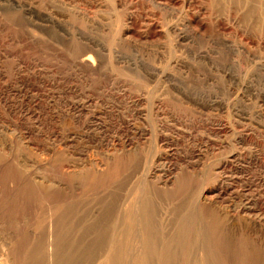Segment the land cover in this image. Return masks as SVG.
I'll return each mask as SVG.
<instances>
[{
    "label": "rangeland",
    "instance_id": "obj_1",
    "mask_svg": "<svg viewBox=\"0 0 264 264\" xmlns=\"http://www.w3.org/2000/svg\"><path fill=\"white\" fill-rule=\"evenodd\" d=\"M243 1L0 0V264L116 261L137 189L174 264H264L243 213L264 214V23Z\"/></svg>",
    "mask_w": 264,
    "mask_h": 264
},
{
    "label": "bare ground",
    "instance_id": "obj_2",
    "mask_svg": "<svg viewBox=\"0 0 264 264\" xmlns=\"http://www.w3.org/2000/svg\"><path fill=\"white\" fill-rule=\"evenodd\" d=\"M243 5H244V14H242L243 15L242 18H244L245 21H247V22L251 21L252 23H255V24L256 23H264V0H244ZM80 63L81 64H83V63L92 64V60H91L90 55L82 56V58L80 59ZM144 187H145V185H144ZM137 190L135 192H133L134 196H132L129 199V201L127 200L128 201V203H127L128 208L123 213V215L120 216V220L118 223L119 225L121 224L120 225L121 228L118 227L119 230L117 231L118 232L117 240L114 239L116 236L113 238L114 240H116L115 241L116 243H114V244L118 245V246H116L117 247V254L114 253L115 257H116V261L111 256L110 250L106 251L104 254L106 261H109L108 264H125V263H129V260H131L132 263L133 262L137 263L138 259L135 257L136 254H134V251H133L134 250L133 246L135 244L140 245V248H141V253H140L141 256L140 257H141V259H139V261L142 264H152L154 258L157 259L158 263H160V264H171V263L174 264V263H176L177 259H180L181 261H183L185 259L186 250H184L183 244L181 245L180 241L176 240L178 231L176 232L175 235H173L174 238H171V234H170V231L168 230V228H166V227L160 228V224L156 222L154 215L151 218H148L147 217V211L150 210L148 207L149 204L146 205L147 209L144 208L145 203L143 204V199L146 195L144 193L143 194L141 193V195H140ZM199 195H200V197L198 198V201L206 202L208 200L207 195L204 194L203 192ZM256 196H258V195H256L255 193L250 194V197L253 199L257 198ZM209 198H211V197H209ZM251 204H252L251 202H247V204L245 205V207L243 209V213L246 216L245 217L246 218L245 219L246 229H248V230L250 229V230H254V231L256 230L258 233L264 235V214L253 213L254 211H253V207L251 206ZM241 205H243V204H241ZM148 213H150V212H148ZM232 218L234 220L235 216H233ZM147 220H148V222H147ZM187 221L188 220H186L185 217H183L178 222L177 226H180V228H182V233H183V229L185 228V226L187 224L186 223ZM262 221H263V223H262ZM115 225H117V224H115ZM137 226L140 227V229H137ZM164 226H165V224H164ZM104 235H105V233H104ZM104 235H102V236H104ZM112 235H113L112 233H111V235H108L107 240H106L107 244H110L112 242V240H113ZM174 239H175V241H174ZM250 239H252V238H250ZM176 242H177V245H176ZM182 246H183V248H182ZM137 252H138V250H137ZM195 259H196V257H195ZM236 260H238V259H236ZM196 264H197V262H196ZM203 264H204V262H203Z\"/></svg>",
    "mask_w": 264,
    "mask_h": 264
}]
</instances>
